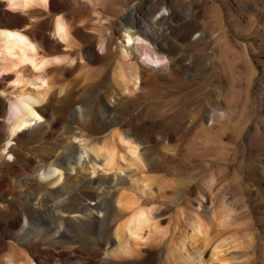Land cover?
I'll use <instances>...</instances> for the list:
<instances>
[{"label": "rangeland", "instance_id": "374dc122", "mask_svg": "<svg viewBox=\"0 0 264 264\" xmlns=\"http://www.w3.org/2000/svg\"><path fill=\"white\" fill-rule=\"evenodd\" d=\"M130 7L143 26L136 24L129 29L146 40L149 53L166 58L157 64L141 62L136 59L138 52L133 51L130 58L137 64L140 81L135 89L123 92L114 67L124 31L121 16ZM57 13L74 28L71 44L86 65H74L80 61L74 54L72 62L68 57L53 62L56 109L67 114L84 105L89 113H99L104 107L117 112L118 122L112 126L136 135L138 150L148 161L143 172L121 171V175L131 174L136 179L147 175L152 193L147 205L157 206L160 227L167 236L158 249H141V260L166 264L170 258L171 264H176L174 260L194 264L197 249L206 259L218 244L217 254L232 264H264V124L254 118L256 113L264 114V0H63ZM1 20H7L2 23L6 27L22 25L0 14ZM52 25L51 15L28 22V28H45L50 38ZM145 25L161 36L160 43L147 36ZM99 33L102 38H111L104 39L102 49L98 47ZM87 53L93 58L89 60ZM11 84L0 76L1 118L13 96L9 93ZM65 98L68 102L59 104ZM89 113L77 119L90 122ZM39 117L31 119L32 126L43 122ZM63 126L59 127L62 140L70 142L75 156L81 158L75 162L71 158L68 163L74 174L77 166L90 167L93 161L80 151L81 136L71 135L78 133V123ZM112 126L95 135L99 139L106 136ZM81 131L87 136L88 131ZM15 136L0 131L1 206L13 195L23 198L26 189L22 185L28 182L30 188L37 187L52 171L45 165L35 172L27 166L11 173L9 165L16 164V155L8 151L9 146L18 143L19 152L28 157L30 165L48 146V141ZM98 161L94 166L101 169ZM81 172L87 174L89 168ZM93 173L89 175L95 178ZM105 173L110 176L112 171ZM21 200L15 202L20 204ZM200 203L214 214L203 212ZM196 213L207 227L205 245L185 237L191 234L188 225ZM4 224L5 218L0 217L1 232ZM4 240L10 241L8 236ZM4 250L13 251L7 245ZM184 254L191 260L182 262Z\"/></svg>", "mask_w": 264, "mask_h": 264}, {"label": "bare ground", "instance_id": "6f19581e", "mask_svg": "<svg viewBox=\"0 0 264 264\" xmlns=\"http://www.w3.org/2000/svg\"><path fill=\"white\" fill-rule=\"evenodd\" d=\"M62 1L0 0V14L8 19H17V23L22 22L21 27H6L2 23L7 20L0 21L3 25L0 26V76L5 82L12 83L9 93L13 95L7 114L3 118L0 116V131L4 129L8 134H15L18 139L23 135L30 140L48 141L46 149L32 159L31 165L28 157L19 152L18 143L9 146L8 151L16 155V164H10L9 170L15 173L20 168L27 169L29 166L28 169L32 172L48 165L53 171L46 179L43 177L44 182L37 187L30 188L28 182L24 186L20 184L26 189L23 198H20V194L13 195L12 198L9 197L12 200L5 199L7 203L0 205V217L5 218L4 232L0 231V263L146 264L141 260V251H147L154 246L158 249L160 243H166L167 236L160 227L157 206L147 205L152 201L147 175L137 179L131 174L121 175V171L126 168L139 172L147 168L148 161L144 159L143 152L138 150V137L114 128L112 125L117 124L119 115L108 108L104 107L99 113H89L81 105L78 110L71 109L64 114L55 107L52 89L53 62L67 57L72 62L74 57L71 55L74 54L80 60L74 65H86L85 61H81L83 59L78 54L77 47L71 44L74 41V28L64 15L57 13ZM41 15H51L52 38L44 32L45 28H28V22ZM121 17L124 20V31L114 68L118 85L123 92H129L140 81L137 64L130 58L133 51L138 52L136 59L141 62L151 61L157 64L166 57L149 53L144 46L146 40L129 29V26H141L143 23L134 8H126ZM105 28L107 30L109 27ZM144 29L154 43H160L161 36L155 29L149 25H145ZM100 34L98 47L102 49L104 39L110 38V35L102 38ZM58 51H63L65 55H59ZM86 56L89 60L93 58L91 53ZM64 102H68L66 98L59 104ZM88 113L90 122L77 119V116L84 117ZM40 115L43 122H35L36 125L32 126L31 119H37ZM254 118L259 124H264L263 113H256ZM71 121L77 122L79 129L78 133L71 131V135L81 136L79 139L83 143L80 151L85 152L89 160L93 161L90 167L77 166L74 174L69 171V161L71 162V158L73 162L79 161L80 156H75L74 146L67 140H62L59 132V127ZM110 125L113 129L110 128L106 136L99 139L95 135ZM24 128L25 131L18 132ZM81 129L88 131L84 132L87 136H82ZM98 159L101 169L94 166ZM130 166L134 168L130 169ZM85 168H89L87 174L81 172ZM105 171H112V174L109 176ZM89 173L97 175L94 178ZM20 199V204H17L15 201ZM2 200L0 196V201ZM200 205L203 212H209L204 204ZM210 212L211 215L214 214V211ZM224 216L228 214L224 213ZM188 226L191 234L186 233L185 237L188 236L193 242L201 240L202 244L208 241L207 227L197 213ZM4 235L10 241L6 242ZM151 241H154L153 246L150 245ZM5 245L13 251H5ZM217 246L218 244L212 248L206 259L200 256L202 252L197 249L198 256L194 255V264H232L228 258L219 256L221 253L217 254L220 252ZM183 251L181 250L182 253ZM184 256L182 262L191 260L190 256ZM174 262L180 264L176 260ZM166 264H171L170 258Z\"/></svg>", "mask_w": 264, "mask_h": 264}]
</instances>
